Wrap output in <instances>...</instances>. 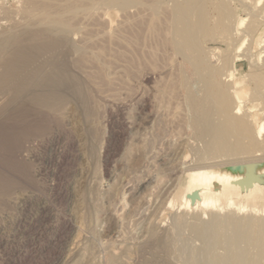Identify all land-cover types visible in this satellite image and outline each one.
Masks as SVG:
<instances>
[{"label":"bare ground","instance_id":"1","mask_svg":"<svg viewBox=\"0 0 264 264\" xmlns=\"http://www.w3.org/2000/svg\"><path fill=\"white\" fill-rule=\"evenodd\" d=\"M232 3L237 5H231ZM21 5H23V7L19 8L20 10L18 9L19 12L16 9V12L17 14L20 13L22 15V17L20 16V18H22L21 21H23L19 22V24L14 27L10 26V29L5 30V33L0 34V110L4 111L6 109H9V107L11 108V106H13L14 104H17V102L20 103V101H25L27 103L29 102L33 104L35 108L44 110L43 112L49 111L48 113L56 115L58 120L57 114H61V110H63V107L66 106L65 104L67 103V100L70 96L77 98L83 109H86V96L84 97L83 95L84 93L81 82L83 76H80V78L82 79H79L76 75H74V73L71 72V68H67L65 57L68 55L70 49L72 50L73 48L74 50L78 51L77 54L81 55L80 59H83V61L89 60V62H91L92 64H94L93 62H95L96 64H98V66L101 64V67L98 68L100 69L102 75L110 72L111 70L107 72V69L103 66H106L107 64L109 65V60L103 58V52H105L106 54L107 49H104L106 51L103 50V47L102 50L99 49L97 47V39L95 41L97 45L96 48L98 49L97 52H93L96 51V49L90 51L92 48L88 50L86 46L83 47L84 44H82L83 46L81 47L74 44V42H76L74 35L83 33V29H85L84 32L86 33V30L88 29L83 28L84 25L82 26V24H84V22L82 23L81 21L86 22L98 20V23L103 22V24H97L95 21V23L91 22L92 27L84 26L90 27L91 29L94 26L93 23L97 24V27L98 25L100 27V25H104L107 23L108 31L106 25L103 26L106 28V30H104L105 28H100L101 30H104H102V32L104 33H106L107 31V35L103 33L105 35L104 38L106 39L103 38L102 41L107 40V44H109V46L107 45V48H109V50L112 49L113 54L111 52L110 53L112 54L116 63L121 62L124 58V50L131 51L136 45L139 49V52L136 53V58L144 61L143 63L153 61L157 57L166 58L168 61V63H166V65L163 66L162 69H159L157 72L159 79L168 78L166 80L167 83L160 89L158 87L159 91L156 88L151 87L152 91L156 94L153 97L149 95L143 96V94L140 93L131 94L129 99L131 106L136 108L139 113H142V111H146L145 114L148 115L147 118H149V116L155 117L156 114L165 112V114H163L165 115L166 119L163 121H165L166 123L168 121L171 124L172 128H176V126L174 125L180 123V126H177H182V131L184 132L178 135V131L182 128L179 129L177 127V129H179L177 130V143L170 148L168 153L166 152L167 154H165L166 149L163 150L164 155L163 152H160L162 153V157H159L158 167L160 168L162 166L160 168L161 170L158 169L156 174H153V176L155 175V177H153L154 181L152 180L154 184L151 182L153 185L151 184L152 186H149L150 184L148 183V186L150 188L157 189L159 196H155L158 197L156 198V200L153 199V197L152 199L154 201H157L160 197V194L163 195V193L168 197H171V195H173L172 200L168 202L169 206L173 208L177 207V209L179 210L195 214L193 215V218L191 214L188 215L192 218H190L191 220L189 221H187L188 219L186 220V218L184 217L186 215H172L174 216L173 226L172 228H170V226L168 229L170 230V233L167 232V229L163 232V234H165L163 235V237H166V235L169 234L167 235L168 237H166L167 239L164 238L163 240V237L162 239L152 237V241H150V243L152 242L153 244H155V252H150V254L152 253L155 257L157 252H159V249L165 252L174 250L175 256L177 255L180 260L182 259L181 261H183V264H264V185L262 186L259 182L264 181V116L258 124H255L249 108V103L252 104L255 102H259L260 104H263L262 114L264 115V6L262 8L255 9L254 7L250 6V0H23V4L21 2ZM2 10L4 9L2 8ZM5 10L9 9L6 8ZM13 11L15 10L13 9ZM241 11L244 12V16L240 15ZM10 13L8 15H10ZM104 21L106 23H104ZM91 23L89 24L91 25ZM90 28L88 29L89 32H91ZM262 32V39L258 42V38ZM89 34L86 35L89 36ZM240 35H246L244 38L245 41H247L245 45L246 47L240 53L235 54L238 50L235 49L236 47L234 46V42L236 37ZM82 37L84 39L85 36H83L82 34ZM92 37L93 35H91V38ZM96 37L99 38V35L97 34ZM85 39L89 40L90 36L89 38L85 37ZM78 40L82 39L78 38ZM84 41L86 40H82V42H80L85 44L88 43V41ZM91 41L90 43L93 44V41ZM80 42L78 41L76 43H78L79 45ZM221 44L224 45V49H218L219 46H217V48H212L211 46L209 47V45ZM152 46L156 48V51H152ZM88 47L90 48V46ZM256 50H258L259 52L256 53ZM74 54L76 57L75 51ZM74 54L72 57H74ZM112 56L110 59V63H112ZM70 58L71 57H69V60ZM102 59H105L107 63L104 61L102 62ZM242 61L245 62L249 70V72L246 74L247 84L250 86V91L246 93L247 100H244L243 98L239 99L236 96L237 94H235V90L238 88V86L234 83L233 80L234 74L238 72L237 64L241 63ZM73 63H75L74 59ZM83 63L84 62L82 61L80 62V64ZM136 63L138 64V61ZM136 63L135 61H133V59H131L130 62H128L127 68L125 67L122 69L120 65H118L117 68L119 69V73H117H126L128 74V77L132 78L134 75L132 68L134 67V65H136ZM75 64H78V66L80 65L79 63ZM75 64L71 65L76 68L77 66H75ZM151 66H153V69H157L152 63ZM76 71L79 72L78 70ZM114 76L116 77L115 74ZM150 78L151 73L144 72L141 74L140 82H148ZM116 79H118V77H116ZM106 82H108V80ZM87 83L85 84L84 82L83 86L87 85ZM85 87H89V83ZM97 93L98 92H96V94ZM107 93L109 94L111 93V91ZM104 94L101 96L103 97V99H105ZM115 96L114 98H116ZM110 97L112 98V96ZM87 98L89 99L88 96ZM176 100L179 101L181 105L178 102L177 104ZM70 101L72 100L70 99ZM174 101L177 104V107L175 106ZM95 102L97 103V100ZM89 103L90 102H88V104ZM172 103H174L175 107L172 108L171 106L172 109L169 110V106ZM77 105L78 104H76V106ZM89 105H91V103ZM120 105L121 104H119V106ZM31 107L32 106H30V109H32ZM20 113L22 114L23 112ZM26 113L24 111V114ZM33 113L37 115V113L39 112L33 111ZM12 114L14 115L15 113ZM145 114L143 113L142 115ZM18 115L19 114H17L16 117H18ZM85 116L88 119L92 117L91 113L88 110L86 111V115H83L84 119ZM141 116L139 115V117ZM159 117L157 115V117L155 118ZM94 118L98 119V116L97 118L94 116ZM12 119H14V117H12ZM60 120L62 121V119ZM175 122L176 124H173ZM170 124H168V126H170ZM158 126L160 127V125ZM162 126L163 125H161V127ZM166 126L165 128L167 129ZM153 127L154 129H156L157 126H152V129ZM166 129L164 130L163 126V131H166ZM168 130L170 132L169 127ZM175 131H172L173 133L170 132L171 135H175ZM165 133L166 132H164V135ZM33 135L29 136H31V138L33 139ZM39 135H41L40 137H44L45 134L43 135L41 133ZM164 135L162 137L163 140L166 139H164ZM138 136L140 137L142 135L138 134ZM172 138L174 139V137ZM168 139L172 140L171 138ZM35 140L34 142L32 141V143L35 144ZM166 142H168L169 144V141ZM142 143L144 142L142 141ZM30 144L31 143H29V145ZM144 145L145 144H143V146ZM141 146L142 145L138 147ZM146 147L147 146L144 147V150H139L145 151ZM133 149L134 147L132 148L131 146V150ZM156 149L157 148H155V151ZM160 149V151H162V148ZM179 150H182V153L178 152ZM32 151H34V149ZM149 151H147V153ZM158 152L159 150L156 153ZM25 154L26 156H28L27 150L25 151ZM153 155H155V153ZM142 156L143 163L144 158L149 155L143 154ZM150 157H148V159ZM141 158L142 157H140V159ZM151 159H149V163H151ZM139 161L137 158V161L135 163L136 167H138ZM147 163L145 162L144 165H146ZM144 165L142 168H144ZM156 166L154 167V169L156 168ZM136 169L135 171H137ZM154 169L152 168V173H155L156 170ZM146 173L147 172L145 171L144 174ZM248 174H251L253 176L254 181L251 180V184L247 188L242 187L244 178ZM3 185L4 183L2 184V186ZM12 186L14 185L12 184ZM16 186L17 185H15L14 187ZM18 186L19 188H21L20 185ZM3 187H0V189L2 188V190L5 191V188L7 187L6 191H8V187L10 186L7 185L5 188ZM146 191L148 190L145 189V192ZM151 191L152 190L150 189V193H148L149 195H151ZM20 192L22 193L20 194L22 196L23 193H26V191ZM2 193H0V195ZM15 193L13 192V194ZM192 193H196L198 198L197 201H201V204L195 208L190 207V203L188 201L190 200L188 196ZM11 194L12 193L10 192V195ZM104 194L107 196L108 193L106 194L105 192ZM115 194L116 193H114V198ZM144 194L142 195L145 199ZM148 194L147 196H149ZM8 195L9 194H7L6 196ZM24 195L25 197H28L26 196V194ZM97 195L99 197V194ZM16 196H14V198L11 197L12 199L9 198L10 201L13 199H16L15 201H19L20 199H17ZM161 197L159 200L162 201V198L165 196H163L162 198ZM164 199H166V197L163 198V200ZM175 200L178 204H176ZM4 202L7 203V201ZM136 203L137 205H142L143 202L140 204L138 203V201H136ZM145 203H143V206ZM155 203L157 204V202ZM155 203L154 207H151L147 204L148 206H150V208L148 207L149 210H151V208H155V206L158 205H155ZM8 204L6 205L8 207L5 208V211H7L8 209L9 213V211L12 210L10 208H12L13 204L10 208ZM162 205L163 204L161 202V206ZM161 206L157 207V209H159ZM0 208L2 209L1 206ZM98 208L100 210L99 206ZM137 208H134L133 212H135ZM101 209H103L102 205ZM226 209H232L233 212L225 213L224 215H222L221 213ZM145 210L146 209H144V211ZM0 212L2 211L0 210ZM133 212L131 210L129 211L131 215L133 214ZM162 212L163 211H161V213ZM134 214V216H137L136 212ZM142 214H144V212ZM151 214L153 215L152 211L150 214L148 213L147 216ZM154 215L157 214L155 213ZM134 216L132 217L133 219L131 218V220H133L134 222H139L138 219L141 220V218H138L137 216L136 219H138L135 221ZM124 218L126 219L127 217L125 216ZM143 218H145V216H143ZM152 219L154 220V218L151 217V220ZM166 219L167 218L163 219L162 221H165ZM96 220L95 223H97ZM126 220L128 222L129 219ZM143 220H141V223ZM151 220H148V222L150 221L149 225H146L150 226V223L153 222V220ZM123 221L121 223H123ZM129 222L131 221L129 220ZM170 222L172 224V220ZM137 223H135L136 226ZM70 224L69 220L62 221L61 226L63 229H68L71 226ZM158 224L161 225L160 221ZM120 226L123 225L121 224ZM124 227H120L121 229H119L122 230V228L124 229ZM160 227L163 228V226ZM186 228L194 235L193 236L192 234H188L187 236L192 235V238L195 237L201 242L199 243L198 241V243L202 246L198 245L197 243V246H200V248H195L194 241H197L195 239L193 241L191 237L190 238L193 241L191 246L193 247L194 245V248H190L191 246L188 247V244L190 243H187V246L185 244L179 245L180 243H182L180 239L181 233ZM120 230H118L117 232H120ZM148 230L149 227H147L146 231L148 232ZM152 231H150V233ZM159 232H161L160 234H162V231ZM149 234L148 236H151V234ZM160 234L159 237L161 238ZM139 235L140 234L138 233V236ZM121 236L120 239L122 241L123 237ZM133 238L134 237H131L130 241L134 240V242L136 243L135 239ZM116 239L112 242L119 243V237L117 240ZM140 240H142V238ZM148 240L147 244L149 245ZM189 240L185 239L183 242ZM191 240L189 242H191ZM142 246L141 248H144L145 245L143 247ZM150 246H152V244H150ZM129 247L127 246V248ZM147 247L149 249V246H146L145 248ZM127 248H125L126 251H128L131 247L128 250ZM138 248L139 247H137V249ZM141 248L138 251H140ZM148 253L149 251L147 252V254ZM171 253L169 252V255ZM150 254H148V256ZM152 254L150 257H153ZM148 256H146V258ZM154 257L152 259H149L148 257L149 262L151 260H154ZM112 258L108 260H111L112 263H115L116 259L114 261ZM171 258H169V261ZM172 259H175L174 256ZM138 260L136 259V261H133H135L136 263L138 262L137 264H139L140 260ZM164 260H161L159 262H164ZM144 262L145 259L140 263L144 264Z\"/></svg>","mask_w":264,"mask_h":264},{"label":"rangeland","instance_id":"2","mask_svg":"<svg viewBox=\"0 0 264 264\" xmlns=\"http://www.w3.org/2000/svg\"><path fill=\"white\" fill-rule=\"evenodd\" d=\"M2 1L3 0H0V5H2V3H3V5L0 6V34L5 33L6 29L7 30L10 29V26L14 27V26L18 25L19 22L23 21V20L21 21L22 18H20V16L22 17V15L20 13L17 14V12H16L19 8L23 7V5H21V2L23 4V0H4L3 2ZM231 5L235 6L237 4L232 3ZM250 6L254 7L255 9L262 8L264 6V0H250ZM2 8L4 10L6 8L9 10L4 11V10H2ZM11 8H13L15 11H13V9H11ZM19 10H18V12H19ZM10 12H13L14 15H13V13H10ZM9 13H10V15H8ZM11 14H12V16H11ZM240 15L244 16V12L241 11ZM95 21L97 24L100 23V22L99 23L97 22L98 20L86 21V22L81 21V22L82 23L84 22V24H82V26L84 25V26L92 27L91 22L95 23ZM87 22H88V24L91 23V25L90 24L88 25ZM12 23H13V25H12ZM94 23H93L94 26L92 29L90 27H84L83 26V28H88V29L90 28L92 34H91V32H89L88 29L86 30V33H85L84 32L85 29H83L82 30L83 33L77 34L79 36L74 35L76 42H78V41L82 42V40H86V41H88V43L85 44V43L80 42L81 44L79 43V45H78V43L74 42V44L77 46H80V47L83 46L82 44H84L83 47L86 46L88 50L92 48L90 51L96 49V51H93V52H97L98 49L96 48L97 45L95 43V41L97 39V41H96L98 43L97 47L101 50H102V47H103V50L107 49V51L104 50L107 52L106 54H105V52H103V51L102 52H103V56H104L103 58L109 60V61L107 60L109 65L107 64L108 65V66L106 65L107 67L105 65H103V66L107 69V72L110 70L111 71L105 75H102L101 71L99 69L101 67V64L98 66V64H96L93 61L92 62L94 64L89 62V60L83 61V59H80L81 55L77 54L78 51L74 50L73 48H72V50L70 49V51L68 52V55H67L68 58H67V56L65 57V60H66L65 63L67 64V68L68 69L71 68L72 71L71 70L70 71L72 73H74V75H76L79 79H82V78H80V76L81 77L83 76V79L81 80L82 87H83L82 89H83V93H84L83 95H84V97L86 96V99H85L86 103L87 104H88V102L91 103V105H89L90 103L88 104L89 106L85 103V107H86V109L84 108L85 111H84L82 105L80 104V102H78V99L73 97V96L69 97V99L67 100V103L65 104L66 106L64 105L65 107H63V110H61V114L60 113L57 114L58 120H57L56 115L48 113L49 111L43 112L44 110H40L38 108H35V106L33 104H31L29 102L27 103L25 101H20L21 104L19 102H17V104L13 105L14 107L11 106V108L9 107V109H6L4 111L0 110V119H1L0 120V182H1L0 187L4 186L3 188H5L7 185L10 186V187H8L9 188L8 191H6L7 187L5 188L6 189L5 191L2 190V188L0 189L1 190L0 193H2L4 191L0 195L1 196L0 197V200H1L0 206L2 207V209L0 208V210L2 211V212H0V215H1L0 225L2 228H4V229H2L0 227L1 228L0 229V264H108V263L111 264L112 263L111 260H108V259H111L113 255L114 256L112 259L114 261L116 259V261H115V263H112V264H117V261H118V264H137L138 262L137 263L135 262L136 259L137 260L139 259L140 262L144 261V259H145V262L148 260L146 263L144 262V264H147V263L148 264L149 263L150 264H162V263L168 264L169 262H170L169 264H183V261H181L182 259L180 260L177 257V255L175 256L174 250H171V251L168 250L170 253L172 252L169 255V252L166 251L167 252L166 253L165 251H161L159 249L158 250L159 252H157L156 256L154 257V255L152 253L155 252L154 251L155 250V244H153L152 242L150 243V241H152L151 240L152 237L162 239L163 235H165V234H163V232L166 231V229H167V232L170 233V230H168V229L170 226H171L170 228H172V226H173L174 216L186 215L184 217L186 218V220L188 219L187 221H189L194 217L193 215L195 213L185 212L183 210L177 209V207H174L175 208V210H174L173 207L169 206L168 202L170 200H172L173 195H171V197L170 196L168 197L163 193V195L160 194V197L162 195V197L165 196L166 199L163 200V198H165V197H163V198L161 197L162 198V201H161V200H159L160 199V197H159V199H158L159 201L158 200L154 201L153 199L156 200V198H158L155 196H159L157 189L149 187V186H152L154 184L153 183V181H154L153 177H155V175L153 176V174H156L157 170L162 167L161 165H160L161 166L160 168L158 167L159 157H162L161 156L162 153H160V152H163V155H164L163 150L166 149L165 154L168 153L170 148L177 143L176 140H177L178 135H180L181 133H184L182 131L183 127L182 126L178 127V126H180L179 125L180 123L176 124V122H175V123H173V124H176V125H174V126H176V128L173 127L176 130L175 131L171 127V124L167 120H166L167 123L165 121H163L166 119V117L164 115L165 112H160V113L155 115V117H157V115H158V117L161 116L159 118H155L153 116L152 117L149 116V118H147L148 115L145 114L146 111H142V113H139V111L136 110V108L131 106L130 101H129L130 95L134 94V93H140V94H143V96L149 95L152 97L154 95H156L152 91L151 87H154L159 91V89L162 88L167 83L166 80L168 78L159 79L157 72L159 69H162L163 66H165L166 63H168V61L166 58L157 57L153 61H148L146 63H143L144 61L136 58V53L139 52V49L136 45L133 48V50H131V51L124 50V54H125L124 58L122 59L121 62L116 63V61L114 60V58L112 56V54H113L112 49L109 50V48H107V45L109 46V44H107L108 43L107 40L102 41L104 36L107 35L108 24L104 21V23H106V24L100 25V27L98 25L99 29L100 28L104 29L105 27H103V26L106 25L107 31H106V33H104V32H102L103 29L102 30L100 29L101 30L100 31L97 27V24H94ZM85 24H87V25H85ZM100 24H103V22H101ZM95 25H96L97 31H96ZM106 28L104 30H106ZM94 31H96V32H94ZM98 32H101V33H98ZM94 33H96V34H94ZM82 34H83V36H85L87 38H89V36H90L89 40L90 41L92 40L93 44H91L89 40L85 39V37L83 39ZM86 34H89V36H87ZM97 34L99 35L100 40H99V38L96 37ZM101 34H103V35H101ZM91 35H93L92 38H91ZM245 36L240 35V36L236 37L235 42H234V46L236 47L235 49L238 51L235 54L240 53L246 47L245 45H246L247 41H245V39H244ZM262 36H263V32L260 34V36L258 38V42L262 39ZM76 37H77V39H76ZM78 38H80L82 40H78ZM104 39H106V38H104ZM73 41H74V39H73ZM86 41H84V42H86ZM88 46H90V48ZM210 46L212 48H217V46H219L218 49H220V50L225 48L223 44H221V45H209V47ZM151 48H153L152 51H156V48H154V46H152ZM73 50L76 52V57H75ZM101 50H99V51H101ZM258 52L259 51L256 50V53H258ZM73 54H74L75 58L72 57ZM78 55H79V57H78ZM111 56L113 58L112 63H110L111 62V60H110ZM69 57H71L70 60H69ZM73 59L75 60V63L80 64L81 61L84 63L80 64L78 66V64L73 63ZM105 59H102V62L103 61L106 62ZM131 59H133V61H135V63L138 61V64L136 63V65H134V67L132 68L133 74H134L133 77L132 78L128 77V74H126V73L118 74L119 69L117 68V66L120 65V67L122 69L125 67L127 68L128 62H130ZM68 61L69 62L72 61V62L69 63ZM106 63H103V64H106ZM151 63L157 68L156 70L153 69V66H151ZM71 64H75V66H77L78 68L77 67L74 68V66H72ZM140 64H142V65H140ZM237 66H238V72L235 73L234 77H233L234 83L238 86V88L235 90V94H237L236 96L239 99L243 98L244 100H247L246 93L250 91V86L247 84V75L246 74L249 72V70H248V67L246 66L244 61L237 64ZM76 70H78L79 72H77ZM113 70H115L116 73ZM144 72H150L151 78L148 82L142 83V82H140V78H141V74ZM114 74L116 75V77H118V79H116ZM118 75H121V76H118ZM103 76H104V78H103ZM113 77H114V79H113ZM85 80H87V81H85ZM107 80H108V82H106ZM110 80H111V82H110ZM114 80H115V82H114ZM83 81L85 82V84L88 82L90 88L92 86H94V87H92L91 89L89 87L86 88L85 86H87L88 83H87V85L83 86L84 85ZM109 82L111 83L112 86L110 85ZM112 82H114V83H112ZM158 87H159V89H158ZM111 88H114V89H111ZM93 89L96 91H94ZM105 91H106V93H105ZM110 91H111V93H109L110 94L109 95L107 92H110ZM96 92H98L97 93L98 95L96 94ZM93 94L96 97L97 103L95 102L96 100H95V97L93 96ZM103 94H104L105 99H103V97H101ZM111 94H114V95H111ZM87 96L89 97V99L87 98ZM106 96H107V98H106ZM110 96H112V98ZM114 96L116 98H114ZM97 97H99V98H97ZM108 98H110V99H108ZM70 99L72 101H70ZM116 99H117V101H116ZM76 100H77V102H76ZM73 101H75V102H73ZM99 101H101V102H99ZM72 102L74 104L76 103L78 105L76 106V104L74 105ZM98 102H99V104H98ZM177 102L179 103V101L176 100V103ZM118 103L121 105L119 106ZM174 103H175V101H174ZM174 103H172L171 105L169 104L170 105L169 110H171L172 108H174L178 104V103L177 104L175 103V106H174ZM96 104L99 106H97ZM108 104H111V105H108ZM179 104L181 105V103H179ZM106 105H108V106H106ZM122 105H124V106H122ZM249 105H250L249 108H250V112L252 113L253 121L255 124H258L264 116L262 114V112H263L262 105L263 104H260L259 102H255L252 104L249 103ZM30 106H32L31 108L33 110L30 109ZM95 106H97V107H95ZM171 106H172V108H171ZM107 107L109 108V111H108ZM181 108H182V106H181ZM11 109H14V110H11ZM25 109H27V110H25ZM87 110L91 113L92 117L90 119H88L85 116V119L86 118L88 119V121H87V119L85 121L83 115H86ZM24 111H25V113L26 112L27 113L24 114ZM33 111L39 112V113L42 112L44 114L37 113V115H36L35 113H33ZM82 111H83V113H82ZM20 112H23V113L21 114ZM28 112H29V114H28ZM31 112L33 113V115ZM12 113H15V114L13 115ZM143 113L145 115H142ZM17 114H19L18 117H16ZM139 115L140 116L142 115L143 117L142 116L139 117ZM6 116L8 117V119ZM19 116H20V118H19ZM94 116L96 118L98 116V119H95ZM12 117H14V119H12ZM55 117H56V119H55ZM100 117H102V118H100ZM10 119H11V122H10ZM60 119H62V121ZM148 119H149V121H148ZM168 124H170V126H168ZM158 125H160V127H161V125H163L164 130L166 129L165 126L167 125L166 131H163V126L161 127L162 128L161 129ZM152 126H155V127L157 126L156 129L158 131L156 129H154V127H153L154 131H153ZM168 127H169L171 133H173L175 131V133H176L175 135H177V130H179L181 128L182 129L179 130L178 135L175 136L174 134L171 135V133L168 130ZM177 127L179 129H177ZM160 130H162V131H160ZM40 132L43 135L45 134L44 137H40L41 136V135H39V134H41ZM164 132H166L165 135H164ZM137 133L139 135H142V136L139 137ZM169 133H170V135H169ZM136 134H137V136H136ZM29 135H33L32 136L33 139L35 140V138H36V140L38 142L35 140V144L32 143V141L34 142V140ZM35 135H36V137H35ZM143 135H144V137H143ZM163 135L165 136L164 139L166 138L165 140L169 141V144H168V142H166L165 140L162 139ZM166 135H168L170 137H168ZM22 136H24V137H22ZM46 136H47V138H46ZM25 137H27V138H25ZM38 137H39V139H38ZM172 137H174V139ZM44 138H46V139H44ZM168 138H171L172 140H170ZM41 139H42V141H41ZM139 140H140V142H139ZM141 140L144 143H142ZM174 141H175V143H174ZM170 142H171V144H170ZM29 143H31V144L29 145ZM156 143H157V145H156ZM130 144H132V145H130ZM143 144H145V145L143 146ZM162 144H163V146H162ZM140 145H142V146L138 147ZM169 145H171V146H169ZM131 146H132V148L134 147L135 150H137V149L138 150L137 151H135L134 149H133L134 151L131 150ZM145 146H147L146 147L147 149L145 148V151H143ZM158 146H159V148H158ZM32 147H34V148H32ZM155 148H157L159 150L158 153H156L158 150L156 149V151H155ZM160 148H162V151H160L161 150ZM33 149H34V151H32ZM139 149H143V150L140 151ZM26 150H27V155L29 157L26 156V154H25ZM28 150L29 151L31 150L30 153ZM147 151H149L148 152L149 154L147 153ZM181 151L182 150H179L178 152L182 153ZM133 153H134V156H133ZM138 153L139 154L141 153L142 155L147 154L149 156H146V158H144V161L142 163L143 156L141 154L139 155ZM150 153L153 157L150 155ZM154 153H155V155H153ZM159 154H160V156H159ZM24 156H25V158H24ZM139 156L142 158L140 159ZM155 156L157 157V159ZM148 157H150L149 159L153 158L150 160L151 163H149ZM154 157L156 160L154 159ZM133 158H135L136 160ZM137 158H138V161L140 159V161L138 162V167H136V164H135L137 161ZM146 160H148V161H146ZM140 162L142 165L140 164ZM145 162L146 163L148 162L147 163L148 165L147 164L144 165ZM124 164H125V166H124ZM143 165H144V168H142ZM129 166L131 168H134V169H131ZM155 166H156V168L154 169ZM152 168L154 170H156L155 173H152V171H153ZM135 169L137 171H135ZM138 171H140V172H138ZM145 171L147 172L146 174H144ZM142 172H143V174H142ZM127 174H129V175H127ZM252 181H254V179H252ZM259 182L262 186L264 185V181L263 182L259 181ZM3 183H4V185L2 186ZM10 183H11V185H10ZM12 184L14 186L15 185H17V186L14 187V186H12ZM18 185H20L21 188H19ZM141 188H142V190H141ZM16 189H18V190H16ZM145 189L148 190V191H146L147 193L145 192ZM150 189L152 190L151 195L148 194V193H150ZM154 190H155V192H154ZM17 191H19V192H17ZM20 191H22V192L26 191V193H23V196H22V195H20V194H22ZM10 192L12 194H13V192L14 193L16 192L15 194L17 196L15 194H13V195L16 196L17 199L19 198L20 200L15 201L16 199L15 200L13 199L14 201L13 200L10 201V199H12L11 197L14 198V196L12 194L10 195ZM103 192L104 193L106 192V194L108 193L107 196ZM113 192L117 194V195L115 194V198H114ZM144 193H146V194H144ZM7 194H9L10 196L9 195L6 196ZM24 194H26V196H28V197L30 196V197L29 198L25 197ZM97 194H99V197ZM111 194L113 195V197ZM142 194L145 195V199L143 198L144 196ZM147 194L149 196H152V197L147 196ZM31 196H32V198H31ZM5 198H6V200H5ZM8 199L10 202L8 201ZM22 199L23 200L26 199V200L23 201ZM148 199H150V200H148ZM2 200H3V202H2ZM96 200H97V202H96ZM100 200H102V201H100ZM197 200H198V198L195 199V201H193V203H191V201L188 200L190 203L189 204L190 207L195 208V207L199 206L201 204L200 203L201 201H197ZM4 201H7V203H5ZM136 201H138V203H140L141 201L143 203H145V202H148V203H145L143 206L142 202H141L142 205H139V204L137 205ZM26 202H28V203H26ZM101 202H103V203H101ZM155 202H157L158 205ZM161 202L163 204L162 205L163 207L161 206ZM154 203L157 206H155V208H151V210H149L150 206L154 207ZM7 204L9 205V208L13 204L12 208H10L12 210L9 209L10 210L9 213H8V209H7V211H5V208L8 207V206H6ZM147 204L150 206H148ZM176 204H178L177 201H176ZM3 205H5V206H3ZM101 205L103 206V209H101ZM14 206H15V208H14ZM18 206H20V207H18ZM98 206L100 207V210H99ZM142 206L144 207V209H146L145 210L146 213H145ZM159 206H161L159 208L160 210L157 209V207H159ZM134 208L135 209L137 208V210L135 212H136V215L138 216V218H141V220L144 219L142 221V223H141V220L138 218H137L139 220V222L137 221L138 223L131 220V218L135 215L134 214L135 212H133ZM155 209L157 210V212ZM176 209H177V211H176ZM130 210L133 212V214H132L133 216L129 213ZM154 210H155V213L157 215H154L155 214ZM138 211H139V213H138ZM148 211H150V212H148ZM151 211H152L153 215L151 214V215L147 216L148 213L149 214L151 213ZM161 211H163V212L161 213ZM10 212H12V213H10ZM143 212H144V214H142ZM172 212H173V214H172ZM231 212H233L232 209H226L221 214L224 215L225 213H231ZM128 213L130 214V216ZM138 214H140V215H138ZM167 214H169V215H167ZM190 214L192 215V218L190 216H188ZM106 215H107V217H106ZM172 215H174V216H172ZM125 216L127 217L126 219H129L131 222H129V220L127 222V220L124 218ZM137 216H134L135 221L137 220L136 219ZM143 216H145V218H143ZM171 216H172V218H171ZM149 217H150V219H149ZM151 217L154 218V220L152 219L153 225H152V223H150L151 225L148 226L149 222H150V221L148 222V220H151ZM95 218L98 220H96ZM165 218H167V219L165 221H162ZM67 219L69 220V224L71 223L70 224L71 226L68 229H63L61 226L62 221H68ZM104 219H106V220H104ZM159 219H161V220H159ZM170 219L172 220V224L170 222L171 221ZM2 220L3 221L5 220V221L3 222ZM95 220L97 223H95ZM122 221L125 224L121 223ZM159 221H160L161 225L158 224ZM167 221L170 223V225ZM164 222L167 224H165ZM119 223H120V225L122 224L123 226H120ZM135 223H137V226ZM144 223H145V225H144ZM146 224H148V225H146ZM142 225L145 226L146 228L143 227ZM151 226H152V228H151ZM160 226H163V228ZM164 226H166V227H164ZM120 227H124V229L122 228V230H120L121 229ZM147 227H149L150 231H152V230L153 231L150 233V231L148 230V232H147L146 231ZM159 227H160V229H159ZM114 230H115V232H114ZM118 230H120V232H117ZM121 231L123 234L121 233ZM154 231H155V234H154ZM159 231H162V234H160L161 232H159ZM119 233H121L122 236ZM138 233L140 234L139 236H138ZM141 233H143V234H141ZM149 233L151 234V236H148ZM158 233L160 234L161 238L159 237ZM156 234H157V236H156ZM188 234H192V233L189 232L187 228L182 231L181 237H180L182 243H180L179 245H181V244L186 245L187 243H190V244H188V247H189L192 245V243L195 239L197 241V242L194 241L195 248H197V247L200 248V246H202V245L199 243H201V242L199 240H197L195 237L192 238L193 234L187 236ZM116 235L119 237V243L118 242H116V243L112 242V241H115L116 238L118 239V237ZM167 235H169V234H167ZM167 235H166V237H168ZM120 236L123 237L122 241H126V242H122L120 239ZM135 236H136V238H135ZM131 237H134L133 239H135L136 243L134 242V240L130 241ZM139 237H140V239L142 238V240H140ZM166 237H163V240H164V238L167 239ZM190 237L193 239V241L191 240ZM128 238H129V241H128ZM183 238H184V240L190 239L191 242H189L190 240L183 242L184 241ZM145 239H147V240L149 239L148 240L149 245L147 244V240H145ZM198 241H199V243H198ZM143 243H146V244H143ZM197 243L200 246H197ZM150 244H152V246H150ZM142 245L143 246L145 245L144 248H141ZM194 245H193V247L191 246L190 248H194ZM127 246L128 247L130 246L132 249L129 247L131 249L130 250L129 248H127ZM146 246H149V249H148V247L145 248ZM137 247H139V248L137 249ZM125 248H127V250L129 249L130 251L129 250L126 251ZM140 248L143 251H141V250L138 251ZM146 251L147 252L149 251L148 254H150V252H152L151 254L154 257V260H151L149 262V259H152L153 257H150L151 254L148 256ZM137 252L138 253L140 252V253L138 254ZM141 252H143V253L145 252L144 253L145 255ZM137 254H138V256H137ZM122 255H124L125 258ZM158 255H160V256H158ZM167 255H168V257H167ZM146 256H148L149 259H148V257L146 258ZM171 256H172V258L174 256L175 259H172ZM142 257H143V259H142ZM160 257H163L167 261H169V258H171V259L169 262H167L163 258H160ZM176 257H177V259H176ZM126 258H128V259H126ZM166 258H168V259H166ZM105 259H107L108 262ZM160 259L162 261L164 260V262H159V261H161ZM133 260H135V261H133ZM156 261H157V263H156ZM140 262H139V264H141Z\"/></svg>","mask_w":264,"mask_h":264},{"label":"water","instance_id":"3","mask_svg":"<svg viewBox=\"0 0 264 264\" xmlns=\"http://www.w3.org/2000/svg\"><path fill=\"white\" fill-rule=\"evenodd\" d=\"M253 179V176L251 174H248L245 176L242 187H248L251 184V180ZM188 198L190 199L191 203H193V201H195V199H197V194L196 193H192L191 195L188 196Z\"/></svg>","mask_w":264,"mask_h":264}]
</instances>
